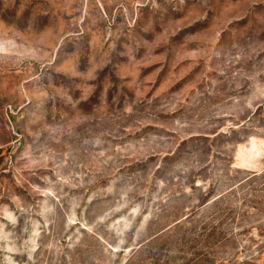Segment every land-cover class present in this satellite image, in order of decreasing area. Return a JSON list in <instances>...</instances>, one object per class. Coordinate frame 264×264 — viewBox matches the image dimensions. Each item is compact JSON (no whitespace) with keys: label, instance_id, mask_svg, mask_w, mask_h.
Listing matches in <instances>:
<instances>
[{"label":"rangeland","instance_id":"rangeland-1","mask_svg":"<svg viewBox=\"0 0 264 264\" xmlns=\"http://www.w3.org/2000/svg\"><path fill=\"white\" fill-rule=\"evenodd\" d=\"M0 264H264V0H0Z\"/></svg>","mask_w":264,"mask_h":264}]
</instances>
